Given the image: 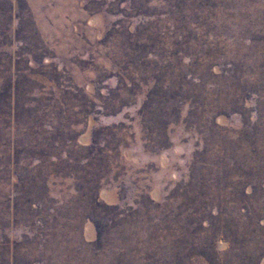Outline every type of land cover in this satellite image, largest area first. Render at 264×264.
I'll use <instances>...</instances> for the list:
<instances>
[{"label": "rangeland", "instance_id": "rangeland-1", "mask_svg": "<svg viewBox=\"0 0 264 264\" xmlns=\"http://www.w3.org/2000/svg\"><path fill=\"white\" fill-rule=\"evenodd\" d=\"M0 264H264V0H0Z\"/></svg>", "mask_w": 264, "mask_h": 264}]
</instances>
